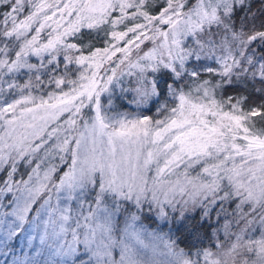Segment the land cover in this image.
<instances>
[{
  "label": "snow or ice",
  "instance_id": "6c2138e0",
  "mask_svg": "<svg viewBox=\"0 0 264 264\" xmlns=\"http://www.w3.org/2000/svg\"><path fill=\"white\" fill-rule=\"evenodd\" d=\"M0 264H264V0H0Z\"/></svg>",
  "mask_w": 264,
  "mask_h": 264
},
{
  "label": "trees",
  "instance_id": "16d2710c",
  "mask_svg": "<svg viewBox=\"0 0 264 264\" xmlns=\"http://www.w3.org/2000/svg\"><path fill=\"white\" fill-rule=\"evenodd\" d=\"M129 80H131V79H129ZM129 80H128V82H124V85H125V87H127V85L130 87L131 85L129 84ZM128 99H131L130 97H129V95H128ZM121 103V108H123V109H126L127 111H129V110H131L132 108H133V105L132 104H127L126 102H124V101H121L120 102ZM136 110L139 112V113H141V114H146V115H149V116H153V117H155L156 116V113L154 112V111H146V110H144V109H138V108H136ZM21 171L23 172L24 171V169H21ZM24 179H27V176L25 175L24 176ZM11 198V194H9V196H7V197H5V202H7V200L8 199H10ZM35 207V206H34ZM232 207H229V209H231ZM228 209V210H229ZM8 210V209H7ZM31 215V214H30ZM223 219H221V221H220V224L221 225H223ZM221 237L223 238V233H221Z\"/></svg>",
  "mask_w": 264,
  "mask_h": 264
},
{
  "label": "rangeland",
  "instance_id": "374dc122",
  "mask_svg": "<svg viewBox=\"0 0 264 264\" xmlns=\"http://www.w3.org/2000/svg\"><path fill=\"white\" fill-rule=\"evenodd\" d=\"M149 46H150V45H149ZM141 47L144 48L143 45H142ZM144 50H147V49L145 48ZM118 55H119V54H118ZM33 59L35 60V58H33ZM129 79H132V78H125L124 82H125V81L128 82ZM52 87H54V86H52ZM127 87H129V86L127 85ZM47 90H51V88H48ZM117 91H119V89H117ZM34 94H35V93H34ZM128 95H129V97L131 98V95H132V94L129 93ZM132 105H133V108H132L131 110L127 111L126 109L120 108V111H122V112H127V113H131L133 116H135V115H144V114L139 113V112L136 110L137 107H136L134 104H132ZM84 111L87 112V109H85ZM8 210H10V208H9ZM228 211L231 212V211H232V208L229 209ZM223 222H224V220H223ZM221 233H223V232L221 231Z\"/></svg>",
  "mask_w": 264,
  "mask_h": 264
}]
</instances>
